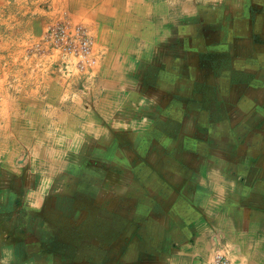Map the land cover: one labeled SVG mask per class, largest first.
<instances>
[{
    "label": "crops",
    "instance_id": "0c3cea01",
    "mask_svg": "<svg viewBox=\"0 0 264 264\" xmlns=\"http://www.w3.org/2000/svg\"><path fill=\"white\" fill-rule=\"evenodd\" d=\"M26 3L0 0L21 37ZM59 5L87 19L96 64L63 86L20 58L0 102V264H264V0Z\"/></svg>",
    "mask_w": 264,
    "mask_h": 264
},
{
    "label": "rangeland",
    "instance_id": "374dc122",
    "mask_svg": "<svg viewBox=\"0 0 264 264\" xmlns=\"http://www.w3.org/2000/svg\"><path fill=\"white\" fill-rule=\"evenodd\" d=\"M51 2H52L51 0H35L34 8L37 5L39 6L37 8H40V10L38 9L37 11H35L34 8H31L32 6L31 3L30 4L26 3V6H25L26 8L24 7L25 8L24 22H25V25L28 24V27L25 29L24 37L19 36L21 35V33L17 34L18 33L17 28L13 27L11 23H3L2 25H0V86L4 87L3 88L4 91L3 90L0 91V102L2 100L15 99L18 94V91L15 88L18 82L17 70H18V65H19V68H22L21 63L23 62L20 60V58H22L23 54L35 55L43 59L42 61H44L43 62L44 66L41 67L40 73H39V79L41 81L43 80L46 81L48 77L58 74L64 80V81H61V83L64 86L65 84L68 83V81L71 78L75 77L76 75L80 73L85 72V71H78L73 66H70L65 69L64 67L65 59L62 57L61 52L50 47L45 41L46 31L48 28H51L53 25H56L58 23L68 22L73 26H79V27L85 28L88 31L89 35L92 37V39L95 34L93 35L92 30L86 27L85 24L88 23L87 19L86 20L83 19L82 20L83 22L68 20L69 17H65V14L62 13L63 11H58L59 6H60L59 5L60 0L57 1L56 3L58 4V9L53 10V11L51 7ZM2 18L4 20L5 17H2ZM199 21L202 22V27H204L203 28V30L205 31L203 32L204 35H210V32L214 31L211 27L208 26L209 22L207 21L206 17L205 19L204 17H202L201 19H199ZM220 24L221 22L219 23V25ZM221 35L223 34L220 33L218 38H216L218 39V41H223ZM220 46H222L223 48V47H226L227 44L223 43V44H220ZM229 57L224 56V54H222L220 58L221 59L220 65L222 67L224 66V67L231 68V66L233 65V62L231 60L232 56H229ZM29 62L30 61L28 60L24 61L25 63L24 66L26 68H29L28 66ZM29 79L32 80V77H30ZM41 85H43L42 82H41ZM67 88H70V87H67ZM0 89L2 88L0 87ZM44 89L46 90V88ZM79 90H82V88L80 87L79 89L78 87H74L73 89L66 90V86H65L63 89L64 91L63 99L65 100L70 99L73 94L74 95L78 94L80 96ZM44 94L46 93L42 91V96H45ZM55 98L59 99V97H55ZM43 125L47 129V131H49V129L52 126L48 122L47 123L44 122ZM47 131H44V132H47ZM53 134H54V131H53ZM44 135H46L49 139L50 132H47ZM54 135L55 137H57L56 133ZM40 141H41L40 147L47 148L48 146H50V144L48 143V140H44V141L40 140ZM49 142L55 143L56 140L54 137H52V140H49ZM0 144L5 145L6 142L3 140H0ZM59 156L61 157L62 155H55V154H52L51 156L43 155L42 158H45L49 161L52 160L53 162V161L59 160ZM15 157H14V160H15L14 164H25V163L28 164V159L30 156L21 155V156H15ZM0 160H3V162H6L5 157H1ZM25 167L28 170V167L27 166ZM27 170H25V172L23 173V177L25 178L27 177L28 174L29 175L31 174L30 172L28 173ZM48 190L50 189H43L42 192L46 191V193H44L43 195H48V192H49ZM27 191L28 189L20 188L21 195L20 194L18 195V193L12 192V196L14 197L13 200L15 203L14 206L18 208L17 211H19L20 214H22L23 212L28 213L31 211L30 209L26 207V205L24 204L22 205L21 203H19L21 199H19L18 197L22 198L23 196H28L30 193H27ZM52 191H54V189ZM48 201L49 200L45 201L46 204ZM46 204L45 205L43 204V209H42L43 211H47Z\"/></svg>",
    "mask_w": 264,
    "mask_h": 264
},
{
    "label": "built area",
    "instance_id": "2783aa9c",
    "mask_svg": "<svg viewBox=\"0 0 264 264\" xmlns=\"http://www.w3.org/2000/svg\"><path fill=\"white\" fill-rule=\"evenodd\" d=\"M45 41L50 47L61 52L65 59V69L73 66L78 71H88L96 64L92 37L83 27L73 26L68 22L58 23L47 29ZM212 264L228 262L217 256Z\"/></svg>",
    "mask_w": 264,
    "mask_h": 264
},
{
    "label": "bare ground",
    "instance_id": "6f19581e",
    "mask_svg": "<svg viewBox=\"0 0 264 264\" xmlns=\"http://www.w3.org/2000/svg\"><path fill=\"white\" fill-rule=\"evenodd\" d=\"M42 176V175H41Z\"/></svg>",
    "mask_w": 264,
    "mask_h": 264
}]
</instances>
